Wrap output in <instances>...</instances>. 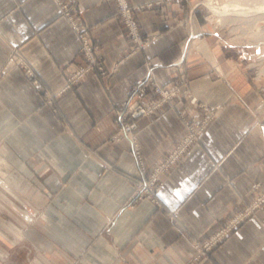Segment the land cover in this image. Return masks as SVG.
<instances>
[{
  "label": "crops",
  "instance_id": "0c3cea01",
  "mask_svg": "<svg viewBox=\"0 0 264 264\" xmlns=\"http://www.w3.org/2000/svg\"><path fill=\"white\" fill-rule=\"evenodd\" d=\"M188 6L163 0L138 10L144 34L156 37L125 57L132 45L114 2L78 0L76 12L92 28L107 73L51 105L46 91L63 86L66 66L86 62L79 35L53 0H0V152L18 173L0 176V264H264V205L192 261L195 240L264 189V88L253 77V48L225 44L224 30L211 28L198 9L190 11L191 29ZM193 28L184 60L191 88L202 101L227 106L200 146L159 173L163 205L132 201L142 162L147 173L163 162L184 132L180 112L198 110L186 99L139 116L141 162L129 140L110 139L115 108L146 74L148 60L164 82L179 72L173 60ZM10 44H24L41 83L7 60Z\"/></svg>",
  "mask_w": 264,
  "mask_h": 264
},
{
  "label": "rangeland",
  "instance_id": "374dc122",
  "mask_svg": "<svg viewBox=\"0 0 264 264\" xmlns=\"http://www.w3.org/2000/svg\"><path fill=\"white\" fill-rule=\"evenodd\" d=\"M54 1V0H53ZM77 1L76 0V4H75V9H73L71 11L72 15L74 14L76 17H79L78 21L82 22L88 29H90V31L92 30V28L85 24V22L83 20H81V17L77 14L76 12V9H77ZM107 1H112L114 2V4L116 5V13H115V18L121 23L124 25L125 29H126V36H127V39L128 41L131 43L132 45V49H131V52L126 54L125 57L129 56L130 54H133L134 52H137L141 49H143L144 47H146L149 43H151L153 41V39L156 37L155 35H152V34H144L143 32V29L141 27V23L139 21V18L137 17V11L134 12V20L135 22H137L138 24V27L141 31V37L143 40H146L148 38H151V41L144 45V46H139V42L136 41L135 37L132 36V34L130 33V29L126 27V24H125V21L123 20V16H122V12H121V9H120V5H119V2L118 0H107ZM185 5H189V12H193L195 11L196 9H198L200 11V13L202 14L203 16V19L205 20L206 23H208V25L211 27V28H219V29H223L224 32H225V44H240V45H244V46H251L253 48V52L255 54H253V56L251 57L252 58V61L255 62V64L253 65L254 66V69H255V74L253 75V77H258L259 81L260 82H263V85L262 87L264 88V40L262 39H259L258 36L254 35V31L252 30H248V34H244V31L241 30L239 26V23L243 24V21H240L239 20H231V21H228V22H225V23H222L220 21L217 20V18H213V15H212V11L210 10L209 6L204 2V0H182ZM217 3H220L222 4L223 2H225L226 0H215ZM55 2V1H54ZM126 2L128 3V5L130 6H133L135 4H144L145 6H151L153 5L154 3H161L163 2V0H150V1H146V2H133L131 0H126ZM148 2H152L151 5H147ZM260 2V0H249V3L252 4V5H256L258 6V3ZM56 4V2H55ZM57 5V4H56ZM144 6V7H145ZM60 13L71 23V25L73 26V28L76 30V28L74 27L73 23L68 19L67 15L60 9V7L57 5ZM143 7V8H144ZM191 12L189 13V16L188 18H185L186 22L188 23V25L190 26V28L192 29L193 26V23H192V14ZM75 17V18H76ZM183 20H179V22H181ZM245 24V22H244ZM243 24V25H244ZM246 25V24H245ZM263 27H264V19L261 20L259 22V25L254 28L255 31H262L261 33L264 34L263 32ZM262 29V30H261ZM77 31V30H76ZM194 28H193V32H191L189 34V37H187L182 45H181V48H182V52H183V45L185 44V42L188 43V48L189 47H192L193 45V39L195 36H192V35H195L194 34ZM92 36H93V41H94V44H95V47H97V52L103 56V54L99 51V46L98 44L95 42V38H94V35L93 33L91 32ZM260 37V36H259ZM80 38V37H79ZM81 40V39H80ZM13 46H16V47H20L21 50L23 51L26 59L28 60L29 64L33 67L34 71H35V75L34 76H30L26 73L25 69L19 64V62L13 58L11 56V49L13 48ZM82 46V41H81V45H80V50L81 52L83 53V55L85 56L86 58V62L85 63H82V64H78L77 66L75 67H71L70 65L69 66H66V71H67V74H66V77H65V81H64V84L63 86L59 89V90H56V91H46V101L48 104H56L57 103V98L63 94V92L69 88H71L72 86L74 85H77L78 83L80 82H83L85 80H87V78H89L90 76L92 75H101V76H104L106 75L107 73V66H106V60L103 56V60L105 61V72L103 73L102 70L98 69L97 67H95L92 71L88 72L84 77H82L81 79L77 80L76 82H74V84H71L69 87L65 88L66 85L69 83V81L73 78L74 74L79 70V68L81 67H86L88 64H89V60L85 54V52L82 50L81 48ZM191 49V48H190ZM182 52L181 54L175 58L174 60L178 59L181 55H182ZM189 55V52L187 51L186 55H185V58L184 60L188 57ZM7 60L9 61H12L13 64H14V68L15 69H19V70H22L25 74H27L29 77H31L32 81L34 84H39L41 83V75L39 74V72L35 69L33 63L31 62V60L27 57L26 53H25V49H24V44H10L9 47H8V54H7ZM173 60V61H174ZM184 60L182 62V64L179 66V65H173V66H176L179 70V72H177L173 78L169 81H162L158 76L157 74L154 72L155 76H156V80H157V83L161 84L163 88L165 89H177V92L176 94L171 98L169 99L168 101H165L163 102L161 105L157 106L158 108H156V110H166V109H169V108H173V107H177V106H180V104L185 101L186 99L188 100V102L190 104H193L194 107L198 110V114H193V115H187L185 113L184 110H182L180 113V115L182 116V122H183V125H184V132L182 134V136H180L178 138V140L175 142V143H178L180 142L181 140L184 139L185 137V134L187 132V125L186 123L184 122V119H183V116H185L188 121H191L192 125H193V133L195 134L194 137L195 139L194 140H198L200 143L203 142V136L205 134V132L208 130V128L212 125L213 122H215V120L220 116V114L222 113L223 109L226 108L227 104L225 103H218V104H212V103H209V102H206V101H202L196 94L195 92L192 90L191 88V84H190V79L187 75V67L185 66L184 64ZM151 61L152 63V60H148L147 63H146V68L148 70V62ZM146 70V72H147ZM37 80V81H36ZM138 83V82H137ZM136 83V84H137ZM136 84H133L131 86V89H130V93L127 95V96H131V92H132V88L133 86H135ZM190 95H194L196 96L195 98H197V101L194 102L191 100L190 98ZM126 96V97H127ZM125 97V98H126ZM124 98V99H125ZM159 98H162V95H160V93L157 92V90L155 89V86H152L151 87L149 86V89L146 93V95L144 96V99H143V104L146 105V106H153L154 103L159 99ZM124 101V100H123ZM123 101L118 105L117 109H121V106H122V103ZM55 102V103H54ZM55 108H57V106H55ZM116 109V108H115ZM208 118V119H207ZM208 120L205 127H201L203 125V122L205 120ZM116 122H117V118H116ZM138 128V127H137ZM118 130H119V124L117 122V129L115 130V132L111 135L110 139L114 140V141H119V140H122V139H127L125 137H122L120 139H117L116 135L118 133ZM197 132V133H196ZM135 133L137 134V129L135 130ZM138 135V134H137ZM128 140V139H127ZM169 155V154H168ZM5 158L4 154L0 152V176H2L3 178H7L9 179L10 177V174L12 173L14 175V177H16V174L17 173V170L11 168L6 162L5 160H2L1 158ZM6 159V158H5ZM7 160V159H6ZM263 160H264V154H263ZM159 165L155 166L154 169L152 170V172L150 173H147L146 172V168H145V171H144V176L145 178H149L151 176V174L153 173V171L155 170L156 167H158ZM176 165H173L172 167H170L169 169H165V170H161V171H170L172 168H174ZM160 171V172H161ZM159 172V173H160ZM160 178V177H159ZM10 181L13 182V184H15V180L11 179ZM162 181V180H160ZM137 184H138V180L135 182L134 184V188H133V191L131 193V196H130V200L132 201H138V200H141L143 198H149L153 201V197L151 196H143V197H139V196H133V192L135 191L136 187H137ZM260 186V182H256L255 183V187H259ZM264 193V189L262 190V192L255 198L253 199L251 202L247 203L246 205H244L243 208L239 209V210H236L234 212L233 215H231L230 217L227 218V220L221 225V227L224 225V224H227L228 221L230 220V218L232 216H234L237 212L243 210L247 205H249L250 203H252L254 200H257V198L262 195ZM154 202V201H153ZM258 210V209H257ZM241 224V223H240ZM220 227V228H221ZM218 228V229H220ZM217 229V230H218ZM217 230H215L214 232L210 233L209 236L207 238H205L204 240L200 241V240H195L194 242V247H195V253L197 252L198 250V247L196 246V242H204L206 239H208L212 234H214ZM230 236V234L224 239L226 240L228 237ZM224 240H222L220 243H222ZM218 243V245L220 244ZM216 245V246H218ZM216 246L214 248H216ZM214 248L210 251L212 252L214 250ZM209 252V253H210ZM195 255V254H194ZM206 255V254H205ZM203 255V256H205ZM202 256V257H203ZM201 257V258H202ZM200 259V258H199ZM199 259H194V256H193V260H199Z\"/></svg>",
  "mask_w": 264,
  "mask_h": 264
},
{
  "label": "built area",
  "instance_id": "2783aa9c",
  "mask_svg": "<svg viewBox=\"0 0 264 264\" xmlns=\"http://www.w3.org/2000/svg\"><path fill=\"white\" fill-rule=\"evenodd\" d=\"M60 9L67 15L68 19L73 23L77 30V33L82 41V50L85 52L89 64L86 67H81L74 74L73 78L69 81L65 88L74 84L77 80L84 77L88 72L92 71L95 67L105 72V61L103 56L97 52V47H95L93 36L90 29H88L81 21L79 22V17L72 15L71 11L75 9L76 0H54ZM120 9L122 12L123 20L125 21L126 27L130 29V33L135 37L136 41L139 42V46H144L151 41V38L143 40L141 37V31L138 27L137 22L134 20V12L142 9L144 4H135L133 6L128 5L126 0H118ZM152 2H148L147 5H151ZM76 17V18H75ZM182 55L173 61V65H181L185 55L188 51V43L182 46ZM11 56L15 58L19 64L25 69L26 73L30 76L35 75L33 67L29 64L23 51L20 47L13 46L11 49ZM37 81V80H36ZM155 86L162 98H159L153 106H146L143 104L144 96L146 95L149 86ZM177 92V89H165L161 84L157 83L156 76L154 74L153 67L151 66V61L148 62V70L146 74L138 81V83L133 86L131 96H127L121 106V109L114 111L116 115L117 122L119 124V130L116 135L117 139L125 137L129 140L130 149L142 162L141 157V145L138 139V135L135 130L138 127L137 119L141 115H148L156 112L157 106L161 105L163 102L171 99ZM196 96L190 95L192 101L196 102ZM184 122L187 125V132L183 140L175 143L172 151L166 157V159L155 168L153 173L149 178L142 177L138 180L137 187L133 192V196H151L153 201L158 205H163V203L158 199L157 194L162 186V181L159 178V172L161 170L169 169L173 165L179 164L194 148L201 145L197 140H194L193 125L191 121L183 116ZM208 119V118H207ZM203 122L201 127H205L208 120ZM197 133V132H196ZM145 166L142 162V172L144 173ZM264 205V193L260 195L257 200L247 205L243 210L237 212L234 216L230 218L227 224H224L220 229H218L214 234H212L204 242H196L198 247L197 252L194 255V259H199L203 255L208 254L218 243L224 240L232 231L248 216L254 214L259 207Z\"/></svg>",
  "mask_w": 264,
  "mask_h": 264
},
{
  "label": "bare ground",
  "instance_id": "6f19581e",
  "mask_svg": "<svg viewBox=\"0 0 264 264\" xmlns=\"http://www.w3.org/2000/svg\"><path fill=\"white\" fill-rule=\"evenodd\" d=\"M204 2L212 11L213 18H217L222 23L231 20L243 21V24L245 22L246 25L239 23L238 27L244 31V34H248V30L250 29L254 31V35L258 36L259 39L264 40L262 31H255L254 29L264 19V0H260L258 6L250 4L249 0H226L222 4L217 3L215 0H204Z\"/></svg>",
  "mask_w": 264,
  "mask_h": 264
}]
</instances>
